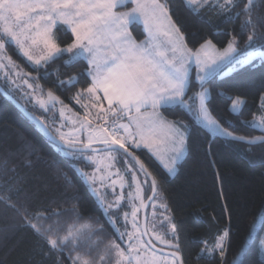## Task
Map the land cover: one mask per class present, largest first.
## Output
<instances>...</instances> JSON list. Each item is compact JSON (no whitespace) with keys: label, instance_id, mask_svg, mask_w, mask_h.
<instances>
[{"label":"snow or ice","instance_id":"1","mask_svg":"<svg viewBox=\"0 0 264 264\" xmlns=\"http://www.w3.org/2000/svg\"><path fill=\"white\" fill-rule=\"evenodd\" d=\"M185 3L193 13L203 14L201 18L204 23L214 27L220 23L240 20L239 30L233 28L225 33L229 39L222 49L211 38L203 39L193 49L188 46L186 34L172 19L166 0H0V70L14 68L17 78L25 77L20 84L10 78L11 74L0 78L13 85V90L27 86L33 93L31 99L46 111L49 106L54 108L56 104L63 105V101L54 89L49 88L45 94L42 85L31 83L41 77L23 73L11 56L4 55L6 46L14 44L37 71L43 67V77L52 74L47 66L61 56L68 57L62 62L66 68L74 67L81 60L86 61L85 69L71 75L62 74L58 66L54 70L57 76L55 87H73L80 82L81 75H86L90 83L87 88L78 90L73 99L79 103L87 95L97 101L91 106L97 110V124L94 126L90 113H86L82 120L73 121V124L80 125L74 132L87 134L86 142L69 140L64 132L58 130L57 139L49 131L46 122L38 120L22 106L21 110L36 121L58 151L70 160L95 162L92 156L85 155L89 150L93 153L105 152L107 158L113 161L118 159L119 150H123L127 156H133L139 172L145 177L144 185H147L149 179L151 181L152 194L147 196V202L152 203L154 208L155 201L163 199V194L159 192L160 181L138 157H134L130 148H140L143 144L165 172L174 176L178 164L187 154L190 135L188 124L181 120L167 119L161 112L162 108L178 106L186 110L193 115L195 123L213 137L242 142L250 147L264 144V135H237L223 127L208 106L210 90L206 87L209 77L216 74L221 66L228 67L229 72L243 73L255 68L257 61L264 63V12L258 11L264 8V0H185ZM128 4L132 5L130 9L118 11ZM141 23L144 39L137 41L130 27ZM61 25L70 30L73 36L72 42L64 47L58 43L56 36V29ZM245 33L246 39L241 45ZM35 52L39 54L35 55ZM5 60L7 63H4ZM193 67L196 69L198 90L189 95ZM62 75L64 78H60ZM37 92L39 96L34 95ZM100 92L103 93L102 99L107 101V109L99 103ZM228 98L231 100L229 111L240 115L246 104L245 99L239 95ZM84 107L87 108L86 105ZM66 109L67 105L60 109L61 117L65 116ZM243 123L264 133V93L261 94L259 113H253L252 118ZM94 144L102 147L95 148ZM8 164L7 160L0 162V213L14 214L15 223L9 230L30 229L46 247L47 250L43 252L45 257L57 253L54 264H63L66 249L71 264H105L110 260H114V264H183L179 238L176 237L175 242L166 238L175 236L174 224L170 225L167 232L160 233L156 224L149 227L145 223L141 231V225L136 219L139 208L133 204V230H127L129 213L125 212V231L121 232L114 213L122 206L123 196H117L106 203L107 190L102 195L100 189L95 187V172L89 175L83 169L76 168L89 192L95 197L102 214L126 246L121 247V243L112 240L100 250L97 259L81 255L76 251L81 245L86 244L91 252L92 248L101 243L92 237L103 231V225L94 227L90 222L78 223L80 217L77 214L76 221L67 224L64 234H61L62 226L58 219L63 215L61 210L33 212L26 201L13 198L21 191V187L19 179H13L10 175L5 179L7 174L16 173L15 165L9 167ZM137 176L132 171V181L136 183L133 200L139 199V207H144L145 189ZM65 180L71 184L67 176ZM112 184L115 185L116 181L113 180ZM129 196L132 197V194L129 193ZM159 207L167 210L166 203L159 204ZM71 211L77 210L73 208ZM164 221L170 222L171 217L165 216ZM159 227H163V222ZM230 232V228L223 229L212 246L205 241L196 259L214 258L218 254L220 264H225L230 247ZM149 233V239L144 240L143 237ZM257 235L254 229L247 234L246 242H242L230 264H245L250 251L249 244L254 241L257 249L264 253V234H259L258 241ZM154 241L174 250L163 255L157 254Z\"/></svg>","mask_w":264,"mask_h":264},{"label":"trees","instance_id":"2","mask_svg":"<svg viewBox=\"0 0 264 264\" xmlns=\"http://www.w3.org/2000/svg\"><path fill=\"white\" fill-rule=\"evenodd\" d=\"M166 2L172 19L186 34L190 48L195 49L203 39L211 38L217 47L222 49L229 39L225 33L233 28L239 30L240 20L220 23L213 27L202 21L203 14L193 13L184 0ZM131 7L132 5L128 4L118 11ZM258 11L264 12V8ZM130 31L137 41L144 39L142 26L130 27ZM246 35L245 33L241 38V45ZM56 36L61 47L71 43L73 39L71 32L64 26H58ZM6 53L24 73L41 77L33 80L34 83L42 85L45 91L49 88L54 89L56 95L63 101V106L75 107L73 99L75 93L87 88L90 83L86 75H81L80 82L73 87L62 89L55 87L57 76L54 70L58 66L62 74L71 75L85 69L86 61L81 60L74 67L66 68L62 66V62L68 57L61 56L47 66L52 74L43 77L44 68L41 67L37 71L13 45L6 46ZM226 69L227 67L211 77L206 85L210 90L208 106L213 116L220 120L223 127L237 135H264L243 123L251 119L253 113H259L261 94L264 93V63L257 61L256 67L247 72H233L222 77L221 73ZM191 78L189 95L198 90L194 70ZM0 86L28 112L46 122L50 132L56 136L50 125L59 126L60 118L56 110L42 112L32 104L21 101L18 94L10 91L1 80ZM237 95L246 101L240 115H234L229 111L231 100L228 97ZM161 112L169 120H181L190 126L188 151L178 164L176 174L170 177L145 149L130 148V151L160 181L159 189L171 213L172 223L176 227L183 264H220L218 254L214 258L201 259H196V254L204 247L205 241L212 246L216 237L226 227L230 228L231 232L225 264H230L242 242H246L247 234L254 229L258 218L264 214V144L250 147L242 142H230L219 136L213 137L195 123L193 115L178 106L162 108ZM122 156L139 171L128 157ZM5 160L9 162V167L13 165L16 167V173L7 174L5 179L9 175L13 176V179H19L21 187V191L13 198L26 201L33 212L61 210L63 215L58 218L62 226L61 234H64L67 224L76 221L77 214L80 217L78 223L90 222L94 227L103 225V231L92 237L93 240L99 239L101 243L92 248L91 252L86 244L81 245L76 250L81 255H90L97 259L100 250L110 241L122 243L108 219L102 214L95 197L73 167L79 165L91 169L92 166L84 161L70 160L58 152L36 123L25 118L10 101L0 95V162ZM26 161L29 163H25ZM119 166L123 171V164L120 163ZM65 176L71 180V184L65 180ZM147 184L146 200L151 193V185L149 182ZM73 208L77 211L72 212ZM149 212L150 209L147 216ZM15 219L13 213L7 215L0 213V264H54L58 254L52 253L45 257L43 252L47 250L46 247L30 229L9 230ZM263 230L264 226L260 225L256 231L257 241ZM249 247L245 264H264V258L257 249L256 242H251ZM67 251L66 249L63 256V264H71L67 258ZM72 254L76 255V252ZM105 264H114V260L106 261Z\"/></svg>","mask_w":264,"mask_h":264},{"label":"rangeland","instance_id":"3","mask_svg":"<svg viewBox=\"0 0 264 264\" xmlns=\"http://www.w3.org/2000/svg\"><path fill=\"white\" fill-rule=\"evenodd\" d=\"M184 2H185V0H184ZM122 8H124V7H122ZM124 11H126V10H124ZM138 25L142 26V28H143L142 23L138 24ZM68 31L71 32L70 30H68ZM9 44H11V43H9ZM11 45H13L16 48V46L14 44H11ZM16 50L18 51L17 48H16ZM34 54L38 55L39 53L35 52ZM4 55L8 56L6 53V49H5ZM4 63H7V61L5 60ZM224 68H226V66H221V68L218 69L217 73L214 75H217L218 73H220ZM20 70H22V69H20ZM193 70H194V79H195V75H196L195 67H193L191 69V74H192ZM15 72H16V69H14V68H6L3 70H0V77L11 74L10 78L15 80L16 84L22 83V79L25 77L17 78V76L15 75ZM22 72H23V70H22ZM231 73H233V72H229L228 67H227V69L224 70L223 73H221V76L224 77V76H227ZM213 76H211V77H213ZM209 79H210V77H209ZM0 80L8 86L10 91L17 93L19 96V99L21 101L32 104L35 108H39L40 111L45 112V113H48L49 110H51V109L56 110V112L59 114V118H60L59 126L54 127L52 124H50V125L52 126L53 131L55 132L56 137L58 139H59V134H58V131H59V132H64L66 134V138H68L69 140H76V139L81 140V137L83 136V137H85V139L87 141V134L86 133L74 132L75 128L80 127L79 123L73 124L72 127L69 126L71 123H73L74 120H78V119L82 120L84 118V116L86 115V113H90V118L93 121V125L96 126V124H97V121H96L97 110L95 108L91 107L92 104L97 103V101L92 97L85 95L80 100L79 103H77L76 100L74 99V106L75 107L71 108V107L67 106V109L65 110V113L66 114L68 113V115L72 116L73 120H70V121H67L66 123H64V122H62V118L60 115V109L63 107V105L56 104L54 108L49 106L47 108V110L45 111L44 109H42L40 107V105L38 103H36L35 100L31 99V96L33 95V93H31V90L28 89L27 86H24L23 88H21L19 90H13L14 86L10 85L7 82V80H5L3 78H0ZM30 82L34 83V81H30ZM45 94H46V91H45ZM34 95L39 96V92L35 93ZM98 95L101 97V100L99 101V103H102L104 105L105 109H107V107H108L107 101L102 99L103 93L100 92V93H98ZM85 105L87 106V108L84 107ZM101 115H103V114H101ZM140 148H146V147H144L143 144H141ZM55 149L58 151V149L56 147H55ZM58 152H60V151H58ZM85 155L92 156L94 161H95V162L84 161V162H86L92 166L91 169H86V168L79 166V165H75L74 168L75 169L76 168L83 169L84 171L88 172L89 175H92L93 172H95V175L97 177V182H96L95 187L100 189V192L102 195L105 194V189L107 190L105 202L107 203V202L113 201L117 196H121V195L123 196V199L121 201L122 206L119 208L118 212L114 213V215L117 217V219L119 221V223L117 225L119 230L121 232L125 231L124 218H123V214L125 212L129 213V216H128L129 223L127 224V230L128 231L133 230L132 224H131V221L133 219V217L131 216V212L133 210V204H135V206H137L139 208L138 215H137L136 219H137L138 223L141 225L140 218H141L142 207H139V205H140L139 199L133 200V197H135V195H136V183H134L132 181V171H135L138 174V176H137L138 181L141 183V185L144 187V189H146V187H148V184L144 185L145 178L140 174V172L134 166H132L131 163H129V161L125 157H123L120 154L118 155V159L115 161L111 160L110 158H107V154L105 152H100V153L91 152V153H85ZM113 155H116V154L114 153ZM120 163L123 164V166H124L123 171L120 170V166H119ZM159 164H160V162H159ZM129 169H131L132 171H129ZM170 177H173V176H170ZM82 180H83V178H82ZM113 180L116 181L115 185L112 184ZM83 182H84V180H83ZM122 183L124 185L123 188L121 187ZM159 192L162 193L160 189H159ZM129 193L132 194V197L129 196ZM143 198L146 202V194L145 193H144ZM161 203H166L164 198L162 200L157 199V201H155V204H156L155 208L153 207V204H151V206L149 208L150 212H149V215L147 216V218L149 219L147 221V224L149 227H151L152 224H156L157 225V231L160 233H164V232H167L169 230L170 225L173 223H172V216H171V213L168 209V206H167V210L160 208L159 204H161ZM166 205H167V203H166ZM154 213H155V216L153 215ZM165 216H170L171 221L170 222L164 221ZM161 222H163V227H159ZM260 225L264 226V214H262L258 218L257 224L254 227V230L257 231L260 228ZM263 234H264V230H263ZM149 236H151V233H149ZM176 237L177 236L175 233V236H168L166 238L171 239L173 242H175ZM124 239L127 240V237L125 236ZM154 243L160 249L169 250V251L174 250V249H169V248L165 247L164 245H161L159 242L154 241ZM121 247H126V246L121 243ZM261 255L264 258V253H261Z\"/></svg>","mask_w":264,"mask_h":264},{"label":"water","instance_id":"4","mask_svg":"<svg viewBox=\"0 0 264 264\" xmlns=\"http://www.w3.org/2000/svg\"><path fill=\"white\" fill-rule=\"evenodd\" d=\"M0 95L4 98V99H6V100H8V101H10L21 113H22V115L25 117V118H27V119H29V120H32V119H30L29 117H27L25 114H24V112L21 110V104H19L16 100H14L9 94H7L6 93V91L0 86ZM23 107V106H22ZM24 108V107H23ZM34 116V115H33ZM36 117V116H35ZM38 120H40V121H42L40 118H38V117H36ZM34 123H36V121L35 120H32ZM37 124V123H36ZM38 125V124H37ZM39 127V126H38ZM50 131V130H49ZM53 135V134H52ZM48 137V136H47ZM48 139H49V141H50V143L52 144V145H54L55 146V144L50 140V138L48 137ZM58 139V138H57ZM93 147H95V148H101L102 147V145H99V144H96V145H93ZM92 151L91 150H89L88 152H86V153H91ZM97 153H100V152H97ZM119 154H121V155H124V156H126V157H128L132 162H133V164H135L136 165V167L139 169V166L136 164V161H135V159L133 158V156H127V155H125L124 154V152H123V150H119ZM135 157V156H134ZM148 182L150 183V185H151V181H150V179L148 180ZM152 193H150V195H151ZM151 204L152 203H149V202H147V200H146V203H145V206L144 207H142V210H141V218H140V222H141V231H143L144 230V225H145V223H147V221H148V218H147V211H148V209H149V207L151 206ZM143 239L144 240H148L149 239V234L148 235H146V236H144L143 237ZM156 252L158 253V254H160V255H163L164 253H166V252H169V250H164V249H160L158 246H156Z\"/></svg>","mask_w":264,"mask_h":264},{"label":"crops","instance_id":"5","mask_svg":"<svg viewBox=\"0 0 264 264\" xmlns=\"http://www.w3.org/2000/svg\"><path fill=\"white\" fill-rule=\"evenodd\" d=\"M211 78V77H210ZM62 118V122H64V123H66L67 121H70V120H73V117L72 116H70V115H68V113L66 114L65 113V116L64 117H61ZM72 125H73V123H71L69 126L70 127H72ZM81 140L82 141H84V142H86V139H85V137H81ZM94 145H96V144H94ZM135 147L133 146V147H131V149H134ZM140 149H145L146 151H148L149 152V150L148 149H146V148H135V150H140ZM150 153V152H149ZM151 154V153H150ZM152 155V154H151ZM154 157V156H153ZM155 158V157H154ZM156 159V158H155ZM158 161V160H157ZM158 163H159V161H158ZM163 167V166H162Z\"/></svg>","mask_w":264,"mask_h":264},{"label":"built area","instance_id":"6","mask_svg":"<svg viewBox=\"0 0 264 264\" xmlns=\"http://www.w3.org/2000/svg\"><path fill=\"white\" fill-rule=\"evenodd\" d=\"M100 124H103V121H100ZM95 126V125H94Z\"/></svg>","mask_w":264,"mask_h":264}]
</instances>
